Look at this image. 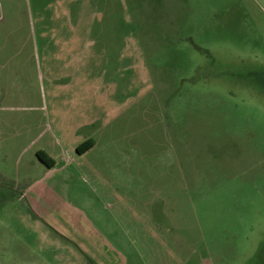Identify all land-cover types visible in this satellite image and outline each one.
I'll list each match as a JSON object with an SVG mask.
<instances>
[{"label": "rangeland", "instance_id": "374dc122", "mask_svg": "<svg viewBox=\"0 0 264 264\" xmlns=\"http://www.w3.org/2000/svg\"><path fill=\"white\" fill-rule=\"evenodd\" d=\"M262 68L264 0H0V170L62 212L13 264H264Z\"/></svg>", "mask_w": 264, "mask_h": 264}, {"label": "crops", "instance_id": "0c3cea01", "mask_svg": "<svg viewBox=\"0 0 264 264\" xmlns=\"http://www.w3.org/2000/svg\"><path fill=\"white\" fill-rule=\"evenodd\" d=\"M76 136L77 134L74 133L73 137H75V139L77 138ZM90 138L92 137H89L86 140ZM83 142L79 143L77 148ZM52 144H54L53 141ZM39 150L44 151V149ZM60 150V154L66 153L62 149ZM48 155L51 156L50 154ZM53 158L55 159V165L50 168L46 166L47 176L54 174L55 168L58 165L57 159L55 157ZM16 176L17 175H5V173L0 170V186L2 187L3 183L9 184L8 186H5V189H9V192H4L3 195L0 193V206L3 205V209L5 210V215L0 212V264H13L12 258L15 253H22L23 259H29V255L26 256V253L28 254L29 252L24 249L27 248V246L15 241L16 228L13 225L11 218L16 215V211L14 210L17 209V205L25 207L27 213L25 216V222L28 223L27 226L31 224L33 217H35V220L33 221H37L38 223L40 222L42 224L43 222H48L53 227L60 226L58 217L62 212L56 214L55 211H58L59 209L58 203L61 200V197L60 200H57L58 198L54 188L43 184L45 180L34 179L33 177L19 178V176ZM55 199L58 203H56ZM41 216L43 217L41 218ZM41 227L43 228V225ZM46 230L48 231L47 227ZM39 257L45 260L43 256L39 255Z\"/></svg>", "mask_w": 264, "mask_h": 264}, {"label": "trees", "instance_id": "16d2710c", "mask_svg": "<svg viewBox=\"0 0 264 264\" xmlns=\"http://www.w3.org/2000/svg\"><path fill=\"white\" fill-rule=\"evenodd\" d=\"M95 146V140L93 138H90L80 144L78 148H76V152L78 154H83L90 148H93ZM37 156L40 159L41 162L45 163L47 167H53L55 165V159L51 156H49L46 152L42 150L37 151Z\"/></svg>", "mask_w": 264, "mask_h": 264}, {"label": "flooded vegetation", "instance_id": "af4514ba", "mask_svg": "<svg viewBox=\"0 0 264 264\" xmlns=\"http://www.w3.org/2000/svg\"><path fill=\"white\" fill-rule=\"evenodd\" d=\"M250 74H254V76H256V78H258V81H260V80H262V77L264 78V68H262L261 70L258 69L256 71H252V72H250Z\"/></svg>", "mask_w": 264, "mask_h": 264}]
</instances>
